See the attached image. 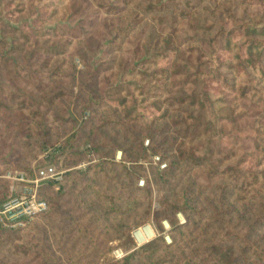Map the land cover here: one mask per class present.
Instances as JSON below:
<instances>
[{"label":"rangeland","instance_id":"1","mask_svg":"<svg viewBox=\"0 0 264 264\" xmlns=\"http://www.w3.org/2000/svg\"><path fill=\"white\" fill-rule=\"evenodd\" d=\"M96 2L115 11L107 13ZM140 2L130 0L132 6H127L124 0H0V101L10 106L0 109V202L11 196L8 172L33 176L54 159H63V163L58 161V169L55 166L63 175L74 169L84 170L89 164L85 160L67 168L64 164L69 161L65 163L64 158L91 144L87 140L89 127L98 118L108 122V115L114 110V118L121 122L143 114L155 121V130L167 126V131L154 134L164 150L174 151L169 145L176 137V145L184 142V150L207 158L213 168L235 165L259 172L260 182H264V80L253 72L250 83L239 79L232 87L234 90L221 82L222 74L235 61L234 53L225 47L226 32L247 26L264 35V1L217 0L196 4L188 11L190 17L175 26L166 19L159 23L136 12L134 5ZM126 10L138 14L130 19L128 37L118 40L115 36ZM198 10L208 26L203 34L195 27L194 14ZM163 51L166 55L160 56ZM106 67L95 78L92 74L87 76L90 71ZM83 86L91 92L89 99L93 103L102 101L104 105L101 109L94 106L97 118L91 117ZM194 93L197 96L193 103L173 99ZM205 93L212 104L203 100ZM201 104L207 106L206 111ZM195 118L202 122V128L203 122L207 124V132L193 143L183 141L178 137L176 122L190 125ZM209 123L214 124V131ZM107 132L112 136L114 130ZM67 140L72 147L66 145ZM147 140L149 145L144 144V154L138 160L144 168L136 182L137 186L144 182L139 188L152 183L151 168H157L153 157H161L148 150L151 141L147 136L140 137L142 143ZM106 147L113 146L106 143ZM112 152H121V161L113 159L114 162L125 160V165H130L121 147ZM110 155L102 160L109 161ZM94 159L93 163H98V157ZM82 164L85 166L79 167ZM190 174L196 185L207 188L217 181L204 166L193 168ZM178 185L181 188L184 182ZM151 186L156 206L158 194ZM43 187L40 196L50 205L47 213L19 230L0 228V264H66L67 257L59 249L55 235L63 234L70 242L77 233L76 225L81 227L80 232L87 230L89 235L74 247L77 264H104L106 259L119 261L124 257L120 243H108L111 235L100 232L94 221L89 222L85 208L90 201H96V196L85 197L87 203L81 206L68 193L69 182H65L57 204L53 205L44 191L54 196L59 189H49L46 184ZM82 252L95 256L80 257Z\"/></svg>","mask_w":264,"mask_h":264},{"label":"trees","instance_id":"2","mask_svg":"<svg viewBox=\"0 0 264 264\" xmlns=\"http://www.w3.org/2000/svg\"><path fill=\"white\" fill-rule=\"evenodd\" d=\"M124 1L127 6H132L130 0ZM213 1L217 0H141L139 5H134V8L136 12H141L159 23H163L166 19V22L175 26L180 20L190 17L188 11L193 10L196 4ZM96 3L99 9L103 8L107 13L115 11L103 2ZM224 8L228 10L225 6ZM231 10L234 12L233 8ZM206 11L210 12L207 7ZM233 12L231 18H234ZM137 14L129 10L122 14L115 39L122 40L128 37L131 31L130 19ZM194 15L195 27L200 34H203L208 30L206 21L200 17L199 10ZM218 21L222 22L220 19ZM225 47L235 56V61L227 67V73L222 74L221 82L228 89L234 90L232 87L239 79L250 83L249 78L253 72L264 80L263 34L257 33L256 29L250 31L247 26L232 28L226 32ZM164 55H166L165 51L160 52V56ZM107 69L106 67L90 71L87 76L92 74L95 78ZM84 88L85 86L82 87ZM85 89L91 117L97 118L94 115V106L98 105L101 109L104 105L102 101L93 103L89 99L91 92ZM196 96L197 93H194V96L182 95L173 99L179 101L188 99L193 103ZM203 100L208 104L213 103L208 93L204 94ZM201 106L202 110L206 111L207 106L203 104ZM9 107L5 102L0 101V109ZM108 116H111L108 122L98 118L87 130V140L91 144L76 154L69 152L70 155L66 160L64 158L65 163L69 161L64 164L67 168H73L81 160L89 163L86 168L66 172L54 196L44 191L53 205L57 204L65 182H69L68 193L72 194L81 206L87 203L85 197L96 196V201H90L89 206L85 208L89 213V222L94 221L100 232L110 234V240L107 242L120 243L125 254L119 261L106 259L104 264H264V182H260L259 172L235 165H228L222 169L220 166L213 168L207 158L194 156L184 150V142L176 145L178 142L176 137L169 145V149L173 148L174 151L164 150L155 140L154 134L167 131L168 127L163 126L161 130H155V121L145 118L143 114H138L129 122H121L120 118H114L117 116L115 110ZM203 124L204 128L197 118L193 119L190 125L176 122L177 132L180 134L178 137L189 143L195 142L207 132V124L205 122ZM209 126L210 130L214 131V124L209 123ZM111 130H114V133L108 136L107 131ZM143 136H147L151 141L148 150L152 155H161V160L168 163L163 170L152 167V183L139 188L136 182L139 175L144 172V168L138 164V160L142 152L144 154V144L149 145V140L146 143L140 141V137ZM99 137L103 140H99ZM106 143L112 145V149H108ZM261 144L262 141L258 143L259 146ZM66 145L72 147L70 140L66 141ZM117 147L123 149L126 162L130 165H125V160L121 163L114 162L115 154L111 151ZM168 152L171 154L168 155ZM106 155L112 156L109 161L102 160ZM94 156L98 157V163H93ZM58 161L63 163V159H54L48 164L57 166L58 169L60 165ZM200 166H204L209 174L217 179L212 187L195 184L190 173L193 168ZM179 182H184L181 188H178ZM151 185L158 194L157 207L153 204ZM55 186L53 182L46 184V187L52 190ZM43 188L39 190L40 195ZM42 198L47 202V211L32 220L43 216L49 210L47 199ZM97 201H101L103 205H99ZM2 203L0 202V206ZM54 211H57V208ZM180 212L184 216V224H179L176 218V214ZM163 221H167L170 226L168 235L171 244L169 245L162 237ZM150 223L153 224L156 237L142 246H137L131 236L133 233L131 229L151 226ZM75 228L77 233L70 238V242L64 239L63 234L55 235L59 249L61 248L67 257L66 264H77L78 256L74 247L81 239L89 237L87 230L83 233L80 232L79 225ZM85 255L95 256V253H80V257ZM102 257L105 259V255Z\"/></svg>","mask_w":264,"mask_h":264},{"label":"built area","instance_id":"3","mask_svg":"<svg viewBox=\"0 0 264 264\" xmlns=\"http://www.w3.org/2000/svg\"><path fill=\"white\" fill-rule=\"evenodd\" d=\"M115 161H121V152L115 154ZM154 164L158 170L166 168V164L159 157H153ZM85 164L79 167H84ZM6 178L11 181L10 192L11 196L0 206V226L8 230H17L25 227L34 217L47 211V202L40 196V189L47 183L53 182L57 186L63 180V172L56 170L55 166L48 164L34 172L30 176L25 172H8ZM143 181L138 183L142 187ZM179 224H184L185 219L182 214H176ZM148 227L152 233V238L155 234L150 225H146L136 229L132 234V238L137 246L146 244L148 233L143 228ZM164 232L162 237L166 244H171V239L168 235L170 226L167 221L162 222ZM151 238V239H152ZM140 241V243L138 242Z\"/></svg>","mask_w":264,"mask_h":264},{"label":"bare ground","instance_id":"4","mask_svg":"<svg viewBox=\"0 0 264 264\" xmlns=\"http://www.w3.org/2000/svg\"><path fill=\"white\" fill-rule=\"evenodd\" d=\"M142 230H145L148 233L147 239L150 240L149 238L152 237V233H151L150 229L146 227V228H143ZM138 242L140 243V241H138Z\"/></svg>","mask_w":264,"mask_h":264},{"label":"water","instance_id":"5","mask_svg":"<svg viewBox=\"0 0 264 264\" xmlns=\"http://www.w3.org/2000/svg\"><path fill=\"white\" fill-rule=\"evenodd\" d=\"M146 226V225H145Z\"/></svg>","mask_w":264,"mask_h":264}]
</instances>
